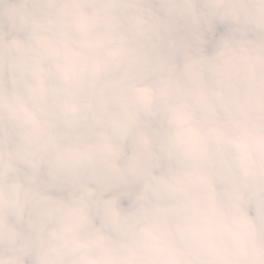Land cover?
<instances>
[{
	"label": "clouds",
	"instance_id": "1",
	"mask_svg": "<svg viewBox=\"0 0 264 264\" xmlns=\"http://www.w3.org/2000/svg\"><path fill=\"white\" fill-rule=\"evenodd\" d=\"M0 264H264V0H0Z\"/></svg>",
	"mask_w": 264,
	"mask_h": 264
}]
</instances>
